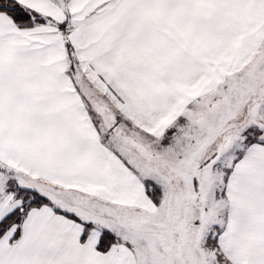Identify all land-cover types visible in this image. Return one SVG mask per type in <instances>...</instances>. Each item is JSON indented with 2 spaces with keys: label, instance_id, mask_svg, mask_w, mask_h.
Returning <instances> with one entry per match:
<instances>
[{
  "label": "snow or ice",
  "instance_id": "obj_1",
  "mask_svg": "<svg viewBox=\"0 0 264 264\" xmlns=\"http://www.w3.org/2000/svg\"><path fill=\"white\" fill-rule=\"evenodd\" d=\"M0 264H264V0H0Z\"/></svg>",
  "mask_w": 264,
  "mask_h": 264
}]
</instances>
